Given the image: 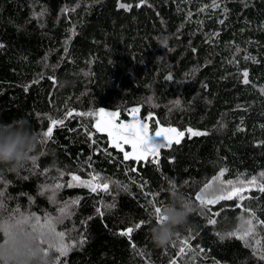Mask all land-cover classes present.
<instances>
[{
    "label": "trees",
    "instance_id": "trees-1",
    "mask_svg": "<svg viewBox=\"0 0 264 264\" xmlns=\"http://www.w3.org/2000/svg\"><path fill=\"white\" fill-rule=\"evenodd\" d=\"M120 3L132 7L126 11ZM215 3L219 6L213 7V0H0V123L24 120L38 140L19 169L0 173L5 205L0 219L16 209L17 217L35 214L42 221L45 215L62 216L56 230L65 232L69 250L62 257L50 251L54 262L264 264V224L258 223L264 221V194L255 188L243 202L255 213L253 234L245 240L237 236L251 217L244 212L241 219L234 201L210 206L219 216L210 217L203 208L195 212L166 247L156 246L149 231L155 223L152 204L167 203L172 187L200 207L198 193H219L214 177L221 169H227L225 181L256 176L264 182L259 176L264 172V0ZM65 79L72 86L60 87ZM132 107L155 126L207 135L186 132L180 144L162 149L158 165L152 158L138 163L123 160L107 134L95 131L94 117H67L69 110L103 108L128 120ZM53 119H64V125L54 127L45 141ZM70 174L89 179L99 174L98 182H107L109 191L68 188ZM56 183L65 187L56 190ZM74 199L80 203L72 205ZM209 218L216 224H208ZM129 227L131 239L119 234ZM185 239L192 251L178 257Z\"/></svg>",
    "mask_w": 264,
    "mask_h": 264
},
{
    "label": "snow or ice",
    "instance_id": "snow-or-ice-1",
    "mask_svg": "<svg viewBox=\"0 0 264 264\" xmlns=\"http://www.w3.org/2000/svg\"><path fill=\"white\" fill-rule=\"evenodd\" d=\"M146 3V0H140V4ZM140 4L137 5V7L140 6ZM213 7H218L215 3V0H213ZM119 7L124 10H130L132 5L126 4V3H120ZM203 11V9H201ZM222 23V21H221ZM245 59H251V57H245ZM249 73L247 71L243 72V83L247 85L249 83L248 80ZM53 79V78H49ZM166 79L171 80L172 77L168 76ZM56 81L53 79V83ZM264 91V89H262ZM177 105H179V101L177 100L175 102ZM129 112V115L131 116V120L129 122H117L118 118L120 117L119 111H106L103 108H100L98 111L92 112H74V110H69L67 112V117H72L73 115L79 116V117H94L95 123L92 125V127L95 128V131L97 133H106L107 137L109 138L112 146L116 149H119L120 152L123 153V160L125 161H148L149 157H152L151 163L158 165L159 161L157 157L160 154V149L164 147H171L173 144H180L181 140L185 137V133L187 132L191 137L195 136H203L207 135L206 132H201L197 130H193L192 128H187L184 131H180L175 127H159L155 130L154 134L156 137H163V142L161 143H150V129L149 124L145 122L148 119H151V117H145L144 120L139 118L140 108L139 107H132L127 110ZM156 123H159L158 121ZM63 126L64 125V119L51 120V125L47 128V131L43 133V137L45 138V141L50 139L53 135V128L56 126ZM87 138L92 141L93 144L96 143L95 140L92 139L91 133H87ZM124 145H129L131 147V151H125ZM132 171H135V169H130ZM227 169H221L218 176L214 177L215 180H217L220 184L219 193L215 195L214 197H208L206 195L198 193L195 197V200L198 202V205L205 209L206 212L209 213L210 217L219 216L220 213L213 212L212 208L210 206L220 203L221 201H234L235 206L241 208V219H243V213L248 212L250 217L247 220H244V224L247 225V228L237 236V239L245 240L247 237L251 236L254 231V225H253V219H255V213L251 211L249 208L243 207V202L246 199H250L251 197H248L245 195L246 192H250L252 189H258V191L262 194H264V182H260L256 176H252L251 179L245 180L242 178H238L237 180H223L222 177L225 175V172ZM61 176H63V173H61ZM259 176L264 178V172H260ZM90 179H81L79 175L76 174H70V179L67 183L68 188L73 187H84L88 188L90 192L96 193L98 191L107 193L109 191V184L107 182L99 183L100 180L99 174H90ZM211 183L205 185L204 189H202L203 192H207L209 188H211ZM55 189L59 190L65 185L63 183H56ZM3 193H0V196H2ZM72 205H78L80 203L79 200H72L70 201ZM5 205L0 203V209L4 208ZM153 212L151 215H153L155 222L160 221L159 212L161 211V207H158L155 205V203L152 204ZM66 209L61 208L60 212L63 215L65 213ZM16 212H19V209H16L12 215L8 217L10 220H14L17 218ZM96 212L103 216L104 213L100 210V208L96 209ZM19 217H23L26 220H32L34 221L33 227H38L40 229L45 230L49 236L51 237L53 243L49 245L48 251H55L58 253L59 257L66 256L67 252L69 250L68 246L63 243V238L65 236L64 231H57L56 230V223H62V216L59 218L54 219L51 216L45 215L43 221L41 220V217L39 215H26L24 213H20ZM216 219L209 218L207 223L211 225L216 224ZM143 222L136 225V228H140ZM260 224H264V221H258ZM133 232V228L129 227L125 231H122L119 233L121 236H126L129 239H131V235ZM229 235H236L235 233H229ZM257 243H259L257 241ZM176 245L173 244V247ZM133 248H135V245H133ZM187 251H192V248L189 244V241L187 239L180 241V247L178 249L177 256L183 257L186 254ZM201 252H203V249H200ZM261 260H264V255L260 257ZM54 264H59V261L54 262ZM170 264H177V259H172L170 261Z\"/></svg>",
    "mask_w": 264,
    "mask_h": 264
},
{
    "label": "clouds",
    "instance_id": "clouds-1",
    "mask_svg": "<svg viewBox=\"0 0 264 264\" xmlns=\"http://www.w3.org/2000/svg\"><path fill=\"white\" fill-rule=\"evenodd\" d=\"M71 80H61L60 87H70ZM37 136L24 120L0 123V173L19 169L37 146ZM168 202L161 206L159 222L151 225L152 242L158 247L168 246L178 229L184 227L189 217L203 209L187 199L174 187L169 189ZM34 221L17 217L0 219V264H54L48 251L53 243L49 234Z\"/></svg>",
    "mask_w": 264,
    "mask_h": 264
},
{
    "label": "flooded vegetation",
    "instance_id": "flooded-vegetation-1",
    "mask_svg": "<svg viewBox=\"0 0 264 264\" xmlns=\"http://www.w3.org/2000/svg\"><path fill=\"white\" fill-rule=\"evenodd\" d=\"M139 118L142 119V120L145 119V117H142L141 115H139ZM130 120H131V119H128V120H127V119L120 118V119L118 120V122H121V121H123V122H129ZM145 122H147V123L149 124L150 137H151V139H150V143H161V142H163V137H156L155 134H154L155 130H156L157 128H159V127H162V126H155V125L150 121V119L146 120ZM162 149H163V148L160 149V154H159V156H161ZM159 156H158V157H159ZM149 158H152V157H149Z\"/></svg>",
    "mask_w": 264,
    "mask_h": 264
},
{
    "label": "rangeland",
    "instance_id": "rangeland-1",
    "mask_svg": "<svg viewBox=\"0 0 264 264\" xmlns=\"http://www.w3.org/2000/svg\"><path fill=\"white\" fill-rule=\"evenodd\" d=\"M124 150H125V151H131V147H130L129 145H124ZM81 179H85V180H87V179H89V178H81Z\"/></svg>",
    "mask_w": 264,
    "mask_h": 264
}]
</instances>
